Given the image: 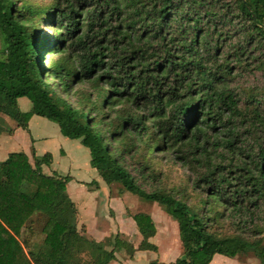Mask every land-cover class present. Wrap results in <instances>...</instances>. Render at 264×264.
Listing matches in <instances>:
<instances>
[{
  "label": "trees",
  "instance_id": "obj_1",
  "mask_svg": "<svg viewBox=\"0 0 264 264\" xmlns=\"http://www.w3.org/2000/svg\"><path fill=\"white\" fill-rule=\"evenodd\" d=\"M248 68L264 77V0H51L41 13L0 0V133L2 117L26 130L37 116L78 140L107 187L119 184L176 223L181 255L170 264L238 251L264 264V246L239 232L218 235L203 210L221 207L238 230L264 223V107L233 85ZM138 150L191 170L202 215L170 193L141 189L127 169ZM50 161L13 153L0 162V264H107L116 243L77 232L69 178L41 171ZM133 170L150 178L146 164ZM131 219L137 249L151 248L152 220Z\"/></svg>",
  "mask_w": 264,
  "mask_h": 264
},
{
  "label": "crops",
  "instance_id": "obj_2",
  "mask_svg": "<svg viewBox=\"0 0 264 264\" xmlns=\"http://www.w3.org/2000/svg\"><path fill=\"white\" fill-rule=\"evenodd\" d=\"M16 103L21 112H27L30 108L29 102L24 98H18ZM7 119L2 117L5 131L0 133V162L13 153L23 154L28 162L32 161V155L40 157L49 154L51 161L48 166H41V171L47 176L69 178L65 184V193L76 210L77 232L94 242L110 238L116 243L114 258L107 264H168L180 256L181 250L176 236L172 239L167 234H163L161 239L157 237L159 231L162 232L163 223H156L155 212L152 211L143 213L152 220L155 229V235L148 240L153 247L149 248L151 250L137 249L141 237L131 217L123 216L126 206L123 198L126 200L128 197L125 193L111 195L109 187L89 166L88 151L81 147L78 140L62 137L57 126L54 127L37 116L29 118L26 130L16 127L15 123L9 124ZM91 181L96 186H88ZM218 260L223 263V259ZM213 262L211 259L209 264H215Z\"/></svg>",
  "mask_w": 264,
  "mask_h": 264
},
{
  "label": "rangeland",
  "instance_id": "obj_3",
  "mask_svg": "<svg viewBox=\"0 0 264 264\" xmlns=\"http://www.w3.org/2000/svg\"><path fill=\"white\" fill-rule=\"evenodd\" d=\"M23 3H29L30 5L39 8L40 13L47 8L51 4V0H22ZM46 33L50 30L46 28H41ZM51 33V32H50ZM233 85L235 88L241 90V92H245L248 95H256L257 99H260V103L262 108L264 107V77L260 72L256 71L255 68H248L245 72L234 79ZM258 90V91H257ZM258 95V96H257ZM244 97V95L242 96ZM41 120L50 123L54 127L55 124L41 118ZM8 123H14L12 120L7 119ZM6 128L8 127L5 123ZM77 143V142H76ZM82 147V146H81ZM31 163V161H30ZM131 166L128 169L130 175L135 178L136 183L141 187V189L145 191H149L151 189H160L166 193L172 194L174 197L184 200L187 205L192 208L194 213H198L202 215L200 210L203 207V197L198 195L191 189V182L193 180V173L187 167H182L178 164H174L170 156L167 153H158L154 154L150 151H142L138 150L133 156L131 160H127ZM138 163L146 164L151 170L148 171L147 177H150L146 180L141 181L136 174V171L133 168H136ZM150 172V173H149ZM145 176V174H144ZM154 177V178H153ZM151 179H156L152 181ZM92 186V185H90ZM111 195H121L125 193L119 184H112L109 187ZM125 196L128 197L126 200L123 198V202L125 206V214L123 216L131 217L132 215L143 213L144 211L155 212V221L159 223L161 221L162 224V232L159 231L157 237H163V234L169 235V238L177 237V241L179 242L177 235V226L176 223L170 219L163 211L162 208L156 205L155 203H148L142 201L138 197L131 195L129 193H125ZM204 209H210L209 218H210V227L211 230L216 231V233L223 236H230L239 233H242L244 238L248 240H256L260 243L258 249L264 246V223L259 231V228H252V225L255 226L256 221L248 222L246 220L245 224L241 226V230H238L236 227V222L232 225V221L228 218L221 215H225L221 207H214L211 205H204ZM112 214V213H111ZM146 215V214H145ZM207 215V214H206ZM208 216V215H207ZM213 217V218H211ZM161 219V220H160ZM259 225V222H256ZM155 235V231H154ZM153 235V236H154ZM171 235H173L171 237ZM153 236L151 238H153ZM149 238V239H151ZM148 239V240H149ZM169 239V240H171ZM150 244V243H149ZM151 245V244H150ZM153 247V245H151ZM179 247L181 250L180 242ZM108 249V248H107ZM151 250V249H149ZM181 252V251H180ZM181 255V253H180ZM218 258L223 259L220 263ZM212 260L213 263L217 264H259L258 259L253 255L252 252H243L238 251L236 256L232 259L225 258L223 256L215 255ZM156 263V262H151ZM172 263V262H171ZM170 264V263H168Z\"/></svg>",
  "mask_w": 264,
  "mask_h": 264
}]
</instances>
